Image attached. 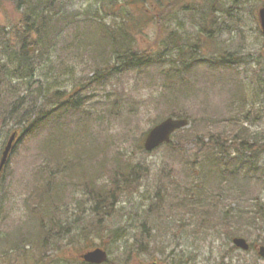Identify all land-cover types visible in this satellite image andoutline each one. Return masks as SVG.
<instances>
[{"label": "rangeland", "instance_id": "obj_1", "mask_svg": "<svg viewBox=\"0 0 264 264\" xmlns=\"http://www.w3.org/2000/svg\"><path fill=\"white\" fill-rule=\"evenodd\" d=\"M97 1L68 0L69 12L79 15L78 24H69L56 50L41 54L28 46L32 55L42 56L38 62L41 68L36 66L30 82L25 77L13 81L10 76L8 80L0 69V122L4 118L0 123V157L10 134L22 130L16 125L19 117L10 112L17 100L32 95L40 102L43 95L58 89L67 95L75 92L79 105L76 112L56 118L60 129L52 127L27 137L10 155L0 177V264H9V260L14 264L21 257L24 264H81L80 255L95 247L107 250L112 264H264L255 250L232 248V240L239 236L255 246L264 244L256 242L251 231L247 232L249 239L244 235L231 237L232 228L237 231L238 225L247 223L239 221L238 214L228 215L232 208L253 207V198L264 201L262 169L257 175L260 181L257 176L243 178V170V177L238 175L229 182L228 171L224 176L221 164L209 162L208 148L201 151L196 141H188L197 135L207 143L209 134H225L231 139L240 129L249 138L264 134V96L257 97L259 89L252 82L264 48L259 20L263 0L222 3L226 11L215 16V39L205 43L201 36L197 57L202 63L176 75L166 59L160 66L142 71L112 74L103 84L98 77L99 82L84 90L79 84L91 80L97 66L103 68L102 58L107 55L105 50L98 52L102 45L94 48L99 27L85 22L94 18L90 11ZM5 3L6 8L0 9V26L19 18L11 5L14 0ZM201 4L181 8L166 34L150 23L130 40H136L141 49L158 50L163 42L171 44L168 36L175 30L194 42L200 30ZM103 22L111 25L119 19L110 15L103 17ZM117 29L111 30L117 35ZM81 36L90 42L88 49L76 46ZM8 39L11 43L14 38ZM18 46L16 42L14 48ZM1 51L0 68L8 59ZM219 53L228 61L233 60L229 55L246 60L236 68L240 76L218 64L209 66L207 61ZM110 59L107 63L113 64ZM240 79L244 94H237ZM240 103L244 107L238 110ZM169 117L189 121V127L177 134L173 143L183 141L186 144L180 151L195 156L184 158L165 145L153 152L144 150L146 133ZM126 163L135 169L136 174L128 176L139 181L135 185L123 181ZM56 167L66 169L62 175H54L55 171L51 175ZM259 167H264V157ZM110 177L116 179L115 193L120 194L108 202L110 208L104 214L103 208L99 206L97 211V203L89 199L88 189L103 188ZM197 188L206 195L191 194ZM48 202L55 216L52 221H40L36 217L38 205ZM108 213L113 218L106 225ZM116 229V234L111 233ZM42 230L45 236L39 235ZM31 257L38 262H26Z\"/></svg>", "mask_w": 264, "mask_h": 264}, {"label": "trees", "instance_id": "obj_2", "mask_svg": "<svg viewBox=\"0 0 264 264\" xmlns=\"http://www.w3.org/2000/svg\"><path fill=\"white\" fill-rule=\"evenodd\" d=\"M5 1H9L10 3L12 2V0H0V9L6 8L7 3H5ZM67 2L68 0H14V4L11 3L19 18L14 23L7 24L6 26H0V48L3 49L1 52H6L5 56H8V59L5 60L6 62L4 61L7 65H1L0 68L1 71L3 69V76L8 77V80L11 76L13 81H19L23 77L29 80V82L32 80L34 76L33 71L36 66L41 68V65L38 62L41 61L42 56L40 55L36 57L35 54L32 55L29 52L30 47L28 46L32 45L35 52L40 51L41 54L45 50L48 52L50 50H56V46L63 33L70 27V25L78 24L77 20L79 15L69 12L71 9ZM197 2H202L200 5L202 16L199 24L200 30L197 33L198 36L194 42H192L193 40L190 38H183L179 35V32L175 30L172 31V33H169L168 36L169 39L173 40L171 44L163 42L158 50L153 48L150 50H148V48L141 49L136 40H130L132 36L141 34L144 27L149 26L150 23L159 26L160 33L162 32L163 34H166L164 31L169 27L168 24L175 19L174 17L178 14V11L181 8H186ZM223 2H225V0L97 1L95 9L90 11L92 12L94 18H86L85 22H88L89 24L91 23V26L95 28L96 25L97 28L99 27V29H97L98 35L94 48H96L97 44L98 46L96 49L102 45L100 48L101 51L99 50L98 52L102 54V51L105 50L107 55L102 58L103 68L99 69L97 66L92 79H86L85 82L79 84V86H82L83 89L87 88L91 83L99 82L97 79L98 77L100 79V83L103 84L107 78H111L110 75L112 74L142 71L146 68L160 66L161 63L166 61V59H168V62L172 65V70L176 75L179 74L180 70H188V68H191L197 62L202 63L203 61L197 57V48H199L201 46L200 43H202L201 36L205 38V43H208L209 40L213 41L212 39H215L212 36L215 30V16H218V12L226 11V9L223 8ZM262 6L264 8V0L262 1ZM110 15H114L117 19H119V22H114L111 25L105 24L103 22V17ZM112 28H118L117 35L111 30ZM260 32L262 33L261 26ZM9 36L13 37L15 42L14 39H11L12 42L10 43V40L8 39ZM86 36L90 35L87 34ZM82 37L84 36H81L75 44L76 46L79 44L84 49H88L87 47L90 42ZM16 42L19 46L14 48V44ZM222 57L221 53H219L216 59L208 60L207 62L210 67H215L214 65L223 66L235 71L236 75L240 76V73L236 68L240 64L246 63V60L241 59L240 56L234 59L231 55H229V57H231L234 61H228L226 56ZM107 58H111L110 62L113 59V64L107 63ZM259 62V69L253 71L255 74L252 78V82L259 89L257 97L260 95L264 96V48L263 54L259 55ZM9 68H11L12 71H10ZM238 81L239 91L237 94H242V92L244 94L242 85L243 81L242 79ZM171 88H173V85H171ZM75 95V92L67 95L63 91L57 89L51 95H43L42 97L44 100L42 98V100L40 99V102H35L33 97H31L32 95H30L29 98L17 100L18 104L16 103V107H14L15 109L10 111L16 113V116L19 117V121L16 125L22 128L21 137L17 144H23L27 137L33 136L34 134L40 133L48 128L53 127L56 130L60 129L61 124H58L56 118L59 116V118L63 119L66 115L78 110V98L75 99ZM68 106L70 107L68 108ZM243 107L244 106L240 103L237 108L238 110H241ZM170 116L173 115L171 114ZM243 118L247 122L250 121L249 117L244 116ZM2 119L4 120V118ZM3 120H1L2 123ZM245 130L247 131V129ZM181 131L182 130L176 132L173 135L171 143L169 145H165V147L172 152L180 153V155L184 158H187V156H195L194 153H186V155H184L183 152L180 151V148L186 144L183 141H178L177 139L176 143H173V140H175L177 134H180ZM207 139V143H205L204 141L198 140L197 135H194L191 137V140L188 141H196L195 145L201 151L208 148L212 157V160L209 162L213 163L214 166L221 164L222 175L226 176L224 172L228 171V175L231 176L229 182L232 181L233 178L236 179L238 175L243 177V170L246 171V173L243 174L245 176L243 178L247 180L249 178H255L260 169H262L261 174L264 176V167H259L260 160L264 157V134L260 137L257 136V134L255 136L252 135V138H249L247 133L245 131H241L240 129L239 132L231 139H229L228 135L225 134H209ZM204 162H206V159L200 163L202 166L201 171L205 165ZM124 166L125 169L123 172L125 173L122 175L123 181L125 183L129 181L127 183L129 186L137 184L139 181H134L133 178L128 177L130 172L134 175L136 174L135 169L132 168L129 163H126ZM231 167H233L232 170H230ZM65 169L66 168L59 169L56 167L49 173L53 175L52 172L55 171L56 173L54 175H62ZM117 171H120V169H117ZM75 173L80 175L76 171ZM112 178L110 177L108 185H105L103 188L88 189L91 191L89 199L97 203V211H99V206L102 207V212L104 214L108 212L107 208H110V204L108 202L120 194V192L115 193L117 190L116 179ZM256 179L258 181L262 180L260 176H257ZM141 182L142 180H140V186ZM135 191H137L136 188ZM196 193L200 196L206 195L205 191L198 188L197 190L193 189L191 192V194L194 195ZM234 198L239 199L237 195H235ZM253 201V207L249 209H230L228 215L235 217L238 214L237 219L247 223L246 226L238 225L237 231L232 228L231 237L244 235L249 239L247 232L251 231L256 236V242L262 241L264 244V201L261 198H253ZM49 209L53 212L50 202L38 205L36 217L39 218L40 221H42V219L52 221L55 215L54 212L52 214ZM156 212L157 214H160L161 210L157 209ZM112 218L113 214L108 213L104 219V223L108 225L112 222ZM117 232L118 229L112 231L111 233L116 234ZM46 234L47 233L43 230L39 232V235L41 236H45ZM254 246L255 243L251 242L250 251H254ZM232 248L234 249L235 247ZM16 249L18 250V248ZM24 261L25 259L21 257L20 261L18 258L14 264H24ZM32 261L37 260L34 257H31L26 262L30 263ZM8 262L9 264H12L10 260ZM80 263L86 264L83 261H80ZM115 263L124 264V261H117ZM106 264H112V260L109 259Z\"/></svg>", "mask_w": 264, "mask_h": 264}, {"label": "water", "instance_id": "obj_3", "mask_svg": "<svg viewBox=\"0 0 264 264\" xmlns=\"http://www.w3.org/2000/svg\"><path fill=\"white\" fill-rule=\"evenodd\" d=\"M260 21L261 28L264 36V9L260 11ZM189 121L187 119H177L169 117L163 120L161 123L157 124L151 128L146 136L144 142V149L147 152H152L159 146L163 144H168L171 142V136L178 130L188 127ZM17 138V132L12 134L10 137L0 160V173L4 169L7 163L11 150ZM236 247L241 248L245 251L249 250V244L245 239L235 238L233 240ZM259 256L264 258V246H260L258 249ZM81 258L89 264H104L108 261V253L101 248H96L85 252L81 255ZM155 264V263H153Z\"/></svg>", "mask_w": 264, "mask_h": 264}]
</instances>
